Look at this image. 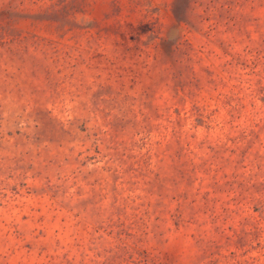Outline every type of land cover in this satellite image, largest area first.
Masks as SVG:
<instances>
[{
  "label": "rangeland",
  "instance_id": "1",
  "mask_svg": "<svg viewBox=\"0 0 264 264\" xmlns=\"http://www.w3.org/2000/svg\"><path fill=\"white\" fill-rule=\"evenodd\" d=\"M0 264H264V0H0Z\"/></svg>",
  "mask_w": 264,
  "mask_h": 264
}]
</instances>
